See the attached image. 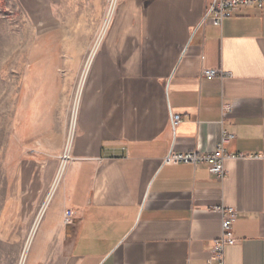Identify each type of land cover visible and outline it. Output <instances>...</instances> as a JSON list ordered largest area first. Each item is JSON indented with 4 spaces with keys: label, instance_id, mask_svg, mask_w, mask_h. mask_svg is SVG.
<instances>
[{
    "label": "crops",
    "instance_id": "obj_1",
    "mask_svg": "<svg viewBox=\"0 0 264 264\" xmlns=\"http://www.w3.org/2000/svg\"><path fill=\"white\" fill-rule=\"evenodd\" d=\"M213 2L117 1L64 174L32 208L25 264H207L225 207L238 211L226 264H264V161H227L222 181L205 165H163L172 152L212 151L223 132L235 136L231 154L264 152V5L202 25ZM69 112L57 141L37 131L55 154L69 142Z\"/></svg>",
    "mask_w": 264,
    "mask_h": 264
},
{
    "label": "rangeland",
    "instance_id": "obj_2",
    "mask_svg": "<svg viewBox=\"0 0 264 264\" xmlns=\"http://www.w3.org/2000/svg\"><path fill=\"white\" fill-rule=\"evenodd\" d=\"M51 1L0 0V264H22L32 208L42 189L55 186L63 163L67 145L55 154L58 147L44 145L37 131H52L48 141H57L67 109L71 132L89 62L118 0Z\"/></svg>",
    "mask_w": 264,
    "mask_h": 264
},
{
    "label": "built area",
    "instance_id": "obj_3",
    "mask_svg": "<svg viewBox=\"0 0 264 264\" xmlns=\"http://www.w3.org/2000/svg\"><path fill=\"white\" fill-rule=\"evenodd\" d=\"M264 0H214L212 5L206 9V14L202 25L212 24L221 27L225 20L237 9L256 6L262 8ZM203 76L209 79H226L229 73L223 70H206ZM229 111V108L225 109ZM174 128L177 127L182 119L179 115L172 118ZM235 139V136L223 132L215 149L212 151L193 150L189 152H172L164 160L163 165H191L198 167L207 166L209 172L218 178L224 180L227 176L225 164L227 161H244L248 159L264 161V152L246 155L243 153L231 154L227 151V146ZM222 217V235L213 243L211 258L207 264H226V249L235 245L236 239L233 234V225L238 216V211L234 208H222L217 211ZM72 215H66V225L72 224Z\"/></svg>",
    "mask_w": 264,
    "mask_h": 264
},
{
    "label": "bare ground",
    "instance_id": "obj_4",
    "mask_svg": "<svg viewBox=\"0 0 264 264\" xmlns=\"http://www.w3.org/2000/svg\"><path fill=\"white\" fill-rule=\"evenodd\" d=\"M116 1H117V0H115V2H116ZM101 42H102V39H100V41H99V44H98L99 46H100ZM92 58H93V57H92ZM90 65H91V60H90V62H89V65H88V68H87L86 73L88 72V70H89V68H90ZM86 73H85L84 78H83L82 87H83L84 82H85ZM81 90H82V89H81ZM79 93H80V92H79ZM80 97H81V96H80ZM78 102H80V99L77 100L76 107L74 108V112H73V122H72V130H71L70 139H69V142H68L67 147H66L65 155H64L63 158H62V159H63V163L61 164L60 169H59L58 174H57V177H56V179H55V184H54L55 186L53 187V191H54V189L57 187L59 181L61 180V178H62V176H63V174H64V171H65V168H66V166H67V162H68V160H69V155H70L69 153H70V146H71V138L73 137V134H74L75 121H76L77 112H78V108H79V103H78ZM30 240H31V239H30ZM29 244H30V241H29L28 246H27L26 249H28ZM26 252H27V250H26L25 253H24L23 260H22V264H25Z\"/></svg>",
    "mask_w": 264,
    "mask_h": 264
}]
</instances>
